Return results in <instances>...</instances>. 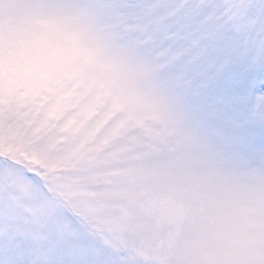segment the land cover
I'll return each instance as SVG.
<instances>
[{
    "label": "rangeland",
    "instance_id": "374dc122",
    "mask_svg": "<svg viewBox=\"0 0 264 264\" xmlns=\"http://www.w3.org/2000/svg\"><path fill=\"white\" fill-rule=\"evenodd\" d=\"M264 64L262 0H132ZM101 0H0V244L33 264H264V161L225 147Z\"/></svg>",
    "mask_w": 264,
    "mask_h": 264
},
{
    "label": "snow or ice",
    "instance_id": "6c2138e0",
    "mask_svg": "<svg viewBox=\"0 0 264 264\" xmlns=\"http://www.w3.org/2000/svg\"><path fill=\"white\" fill-rule=\"evenodd\" d=\"M99 7L130 43L148 48L160 75L174 83L191 112L225 147L250 162L264 161V64L250 65L239 49L228 52L223 40L180 32L173 39L171 27L152 30L140 23L132 0H101ZM0 264L33 262L0 244Z\"/></svg>",
    "mask_w": 264,
    "mask_h": 264
}]
</instances>
